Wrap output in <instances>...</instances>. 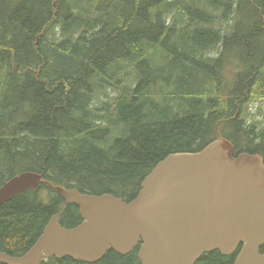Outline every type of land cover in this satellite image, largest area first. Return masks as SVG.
Masks as SVG:
<instances>
[{"label": "trees", "instance_id": "16d2710c", "mask_svg": "<svg viewBox=\"0 0 264 264\" xmlns=\"http://www.w3.org/2000/svg\"><path fill=\"white\" fill-rule=\"evenodd\" d=\"M220 136L264 157V0H0V186L45 181L0 206V252L25 254L56 213L83 221L54 187L131 201L168 154Z\"/></svg>", "mask_w": 264, "mask_h": 264}, {"label": "water", "instance_id": "95a60500", "mask_svg": "<svg viewBox=\"0 0 264 264\" xmlns=\"http://www.w3.org/2000/svg\"><path fill=\"white\" fill-rule=\"evenodd\" d=\"M221 136L199 151H179L160 160L129 202L113 195L54 187L83 221L74 228L54 214L23 255L0 252V264H42L52 257L87 263L114 249L130 253L140 242L141 264H196L203 254L241 249L234 264H264V158L234 155ZM43 174L23 171L0 186V206L38 190Z\"/></svg>", "mask_w": 264, "mask_h": 264}, {"label": "rangeland", "instance_id": "374dc122", "mask_svg": "<svg viewBox=\"0 0 264 264\" xmlns=\"http://www.w3.org/2000/svg\"><path fill=\"white\" fill-rule=\"evenodd\" d=\"M169 20H170V19L168 18V21H169ZM186 24H188V18H187V15L184 14V15L180 18V24H179V26H183V25H186ZM215 27L219 29L218 25H215Z\"/></svg>", "mask_w": 264, "mask_h": 264}, {"label": "bare ground", "instance_id": "6f19581e", "mask_svg": "<svg viewBox=\"0 0 264 264\" xmlns=\"http://www.w3.org/2000/svg\"><path fill=\"white\" fill-rule=\"evenodd\" d=\"M172 54V53H171ZM210 56V55H209ZM212 58V57H211ZM27 127V126H26ZM24 137V136H23Z\"/></svg>", "mask_w": 264, "mask_h": 264}]
</instances>
